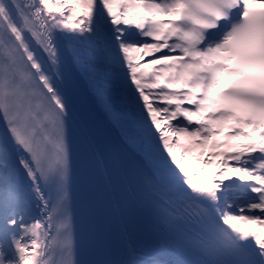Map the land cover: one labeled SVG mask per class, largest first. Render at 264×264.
<instances>
[{
	"label": "snow or ice",
	"instance_id": "6c2138e0",
	"mask_svg": "<svg viewBox=\"0 0 264 264\" xmlns=\"http://www.w3.org/2000/svg\"><path fill=\"white\" fill-rule=\"evenodd\" d=\"M73 72L142 176L77 133ZM0 121V264H264V0H0ZM78 156L119 176L125 259L78 258Z\"/></svg>",
	"mask_w": 264,
	"mask_h": 264
},
{
	"label": "bare ground",
	"instance_id": "6f19581e",
	"mask_svg": "<svg viewBox=\"0 0 264 264\" xmlns=\"http://www.w3.org/2000/svg\"><path fill=\"white\" fill-rule=\"evenodd\" d=\"M256 6L258 7L259 5H256ZM69 80L71 81L72 86L77 90V92L82 94L83 98L85 99L84 102H85L86 106L88 107L89 111H91V113L95 117L100 119V122H102L104 125L106 122L105 127L107 129H110V131H112L116 141L120 144V146L123 149V151L125 152L126 156H128L130 161L132 160L134 162L133 167L136 170L138 177H140L144 173H146L148 171V168H147L145 162L122 139L120 130L110 122L109 117L106 115V113L104 112V110L102 108V105L97 100V98L93 95V93L89 90L85 81L82 80L80 78V76L78 74H76L75 72H73L70 75ZM102 118L104 119L105 122L103 121ZM2 129H3V124H2V121H0V131H2ZM213 170L214 169H212V168L208 169V171H213ZM133 244H134V246L137 247L138 251H140L143 254H148L150 252V249H148V248L141 247L140 245L135 244L134 242H133ZM122 254L124 257H126L124 248H123Z\"/></svg>",
	"mask_w": 264,
	"mask_h": 264
},
{
	"label": "rangeland",
	"instance_id": "374dc122",
	"mask_svg": "<svg viewBox=\"0 0 264 264\" xmlns=\"http://www.w3.org/2000/svg\"><path fill=\"white\" fill-rule=\"evenodd\" d=\"M69 82H71L70 80H69ZM79 95L82 97V95L79 93ZM83 98V97H82ZM84 99V98H83ZM85 100V99H84ZM183 142V141H182ZM176 151L177 152H179V151H181L179 148H177L176 149ZM132 161V160H131ZM132 163H133V166H134V162L132 161ZM255 226H249V229L248 230H252L253 228H254Z\"/></svg>",
	"mask_w": 264,
	"mask_h": 264
}]
</instances>
